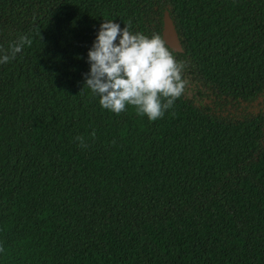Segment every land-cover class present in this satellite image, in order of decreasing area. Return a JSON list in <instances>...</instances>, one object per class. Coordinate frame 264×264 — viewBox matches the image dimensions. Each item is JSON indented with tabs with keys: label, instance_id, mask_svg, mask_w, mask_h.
<instances>
[{
	"label": "trees",
	"instance_id": "trees-1",
	"mask_svg": "<svg viewBox=\"0 0 264 264\" xmlns=\"http://www.w3.org/2000/svg\"><path fill=\"white\" fill-rule=\"evenodd\" d=\"M156 120L84 85L102 20L163 38ZM0 264H264V0H0ZM81 137L83 143L77 140Z\"/></svg>",
	"mask_w": 264,
	"mask_h": 264
},
{
	"label": "clouds",
	"instance_id": "clouds-1",
	"mask_svg": "<svg viewBox=\"0 0 264 264\" xmlns=\"http://www.w3.org/2000/svg\"><path fill=\"white\" fill-rule=\"evenodd\" d=\"M27 36H16L5 49L0 46V64L15 59ZM88 72L84 85L98 97L99 105L114 113L126 106L149 120L162 117L185 88L184 64L159 34L132 31L125 24L102 20L87 50ZM83 143L81 137H76Z\"/></svg>",
	"mask_w": 264,
	"mask_h": 264
},
{
	"label": "water",
	"instance_id": "water-1",
	"mask_svg": "<svg viewBox=\"0 0 264 264\" xmlns=\"http://www.w3.org/2000/svg\"><path fill=\"white\" fill-rule=\"evenodd\" d=\"M163 39L175 51H182L173 22L167 10L163 14Z\"/></svg>",
	"mask_w": 264,
	"mask_h": 264
}]
</instances>
